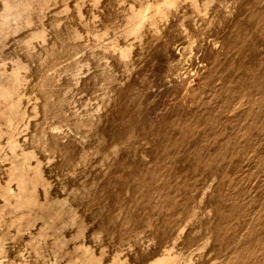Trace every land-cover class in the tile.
Here are the masks:
<instances>
[{
	"label": "rangeland",
	"instance_id": "374dc122",
	"mask_svg": "<svg viewBox=\"0 0 264 264\" xmlns=\"http://www.w3.org/2000/svg\"><path fill=\"white\" fill-rule=\"evenodd\" d=\"M0 264H264V0H0Z\"/></svg>",
	"mask_w": 264,
	"mask_h": 264
}]
</instances>
